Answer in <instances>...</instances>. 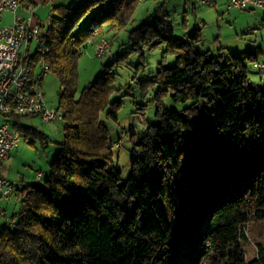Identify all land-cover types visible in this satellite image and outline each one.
I'll list each match as a JSON object with an SVG mask.
<instances>
[{
    "label": "trees",
    "instance_id": "obj_1",
    "mask_svg": "<svg viewBox=\"0 0 264 264\" xmlns=\"http://www.w3.org/2000/svg\"><path fill=\"white\" fill-rule=\"evenodd\" d=\"M138 2L71 0L50 9L47 51L33 62L43 60L59 79L63 139L42 182L16 183L19 205L15 221L0 228V264H264V244L249 262L240 247L245 222L264 218V90L247 75L260 49L221 63L223 55L195 48L198 26L176 36L159 8L131 28L129 51L110 55L105 72L75 95L81 51L123 29ZM159 43L154 120L130 136L122 180L101 117L117 118L112 66L129 53L143 59ZM166 95L182 109L166 108ZM10 118L22 130L21 116ZM23 128L47 144L42 131Z\"/></svg>",
    "mask_w": 264,
    "mask_h": 264
},
{
    "label": "rangeland",
    "instance_id": "obj_2",
    "mask_svg": "<svg viewBox=\"0 0 264 264\" xmlns=\"http://www.w3.org/2000/svg\"><path fill=\"white\" fill-rule=\"evenodd\" d=\"M57 2V3H56ZM58 2L69 4L71 0H38L33 20H39L41 23H47L50 19V3ZM161 2H164L160 4ZM162 9L167 13L170 24L173 27L176 36H183L191 33L198 26L200 29L201 40L195 42V48L199 51L209 50L214 57L219 58L223 55L221 63L225 62L229 52L236 50H246V44H260L264 46V27L260 25V20L253 16L251 26H255L242 37H236L235 28L244 22L247 16L239 15L233 17V11L225 12V7L218 12L214 6H207L199 0H139L131 20L128 24L118 31L113 37L111 33L103 36L109 37L112 41L110 53L104 56H97L94 52L93 42L91 40L81 51L77 59V93L80 95L82 88L87 86L94 79L102 75L110 61V55L125 53L129 51L128 33L131 28H135L143 20L152 21L153 13L157 9ZM219 9V8H217ZM223 11L224 13H221ZM259 11V10H257ZM18 16H30V12L19 7ZM6 18V17H5ZM89 16L85 15L79 22V26H84ZM7 19V18H6ZM233 19L234 21L232 22ZM184 22V24L182 23ZM96 36V33H95ZM243 42V43H242ZM32 44V50L35 42ZM233 44H241L233 47ZM221 45H227L228 48H220ZM163 43L144 51L143 59L139 55L129 53L124 62L115 64L113 71L115 78L113 81V92L110 95V101H118L119 108L116 120L106 117L104 112L101 114L103 122L108 129L109 143L112 146L113 156L116 164L121 171V179L124 180L129 171V152L132 148L130 136L138 135L144 130L146 124L154 120V112L158 103L157 85L153 82L156 71L159 68V60ZM140 61H144L143 65ZM264 64V53H259L258 60ZM174 63V56L169 55L166 65L171 66ZM247 75L252 87L264 89V67L260 68L252 62L247 64ZM42 91L47 104L55 108L58 105V94L60 92V82L55 74L48 71L42 80ZM161 102L168 109L180 111L184 104L173 101L166 95L161 98ZM2 117H0V122ZM20 124L23 127L31 126L42 131L48 137L46 145L42 144L40 137H34L26 133L22 127L21 140L14 149L11 150L8 158L3 162V172L16 182H25L24 178H30L37 171L41 172L40 179L30 182H42L49 173L50 163L54 159L59 149V142L63 139L64 122H45L38 115L21 116ZM29 182V181H27ZM7 217H13L19 205V200L12 194L11 197L2 201ZM5 220L0 219V228L4 226ZM243 236L240 238V247L242 248L245 261L249 262L256 256V243L264 244V218H250L242 227Z\"/></svg>",
    "mask_w": 264,
    "mask_h": 264
},
{
    "label": "built area",
    "instance_id": "obj_3",
    "mask_svg": "<svg viewBox=\"0 0 264 264\" xmlns=\"http://www.w3.org/2000/svg\"><path fill=\"white\" fill-rule=\"evenodd\" d=\"M22 1L0 0V201L8 200L17 188L16 182L6 177L2 167L3 161L18 146L22 136L21 130L10 117L38 115L42 122L49 123L63 119V111L50 107L43 96L41 82L49 71L47 63L43 60L33 62L35 56H41L47 51L44 39L51 27V20L46 24L33 20L34 10L30 16H18L17 10ZM199 1L211 7L215 5L214 0ZM52 7L50 3L49 8ZM251 8L264 9V0H227L224 9ZM5 13L12 16L8 23L3 21ZM33 42L35 45L32 50ZM111 46L112 41L107 36H101L93 42L94 52L99 57L109 54ZM256 65L264 67L261 62ZM32 67L36 69L33 71ZM34 176L39 179L41 173L37 172ZM0 219L11 221L2 205Z\"/></svg>",
    "mask_w": 264,
    "mask_h": 264
},
{
    "label": "crops",
    "instance_id": "obj_4",
    "mask_svg": "<svg viewBox=\"0 0 264 264\" xmlns=\"http://www.w3.org/2000/svg\"><path fill=\"white\" fill-rule=\"evenodd\" d=\"M53 1V0H52ZM58 1V0H57ZM41 2H43V0H41ZM214 2H215V5H214V7H215V10L218 12L221 8H223V5H224V7H225V5H226V2H227V0H214ZM57 3V2H56ZM56 3H54V5H56ZM53 4V3H52ZM38 5V0H23L22 2H21V4H20V7L21 8H23L25 11H28V12H30L31 13V11L32 10H34V14H35V11H36V6ZM58 5H65V3H61V2H58ZM217 8H219V9H217ZM257 10H259V11H257ZM233 11V17H238L239 15H245V16H247V18L246 19H244V22L241 24V25H239V26H236V28H235V35H236V37H242V36H244L246 33H249L248 31L250 30V28L252 29L253 27H255V26H251L252 24H251V19H252V17L253 16H255V17H257L259 20H260V25L262 26V27H264V9H262V8H251V9H230V10H226L225 9V12L226 13H230V12H232ZM221 13H224L223 11H220ZM7 19H6V18ZM11 19H12V16H11V14L10 13H5L4 14V16H3V21L5 22V23H8V22H10L11 21ZM232 20V22L234 21L233 19H231ZM185 36H187V34H185V35H183V36H181V38H185ZM243 43V42H242ZM237 45H241V44H233V47H235V46H237ZM248 47H247V49L246 50H248V49H252V50H255V49H260V53L262 54V53H264V46H262V45H260V44H246ZM225 47V48H224ZM220 48H224V49H226V48H228V46L227 45H221L220 46ZM237 51H241V50H236L235 52H237ZM229 53H232V52H229ZM251 83V82H250ZM260 90H264V89H260ZM15 148V147H14ZM13 148V149H14ZM11 152V151H10ZM9 155H10V153H9ZM8 158V157H7ZM4 162V161H3ZM2 167H3V165H2ZM5 174V173H4ZM6 175V174H5ZM35 175V174H34ZM34 175H32L30 178H24V180H27V181H31L30 179H34V181H36V179H35V176ZM42 175V174H41ZM6 177H7V175H6ZM41 177V176H40ZM8 179H9V177H7ZM11 180V179H10ZM27 181H25V182H27ZM16 183H20V184H22V183H24L23 181L22 182H18V181H16ZM1 202L2 201H0V205H2L3 207H4V205L3 204H1Z\"/></svg>",
    "mask_w": 264,
    "mask_h": 264
}]
</instances>
